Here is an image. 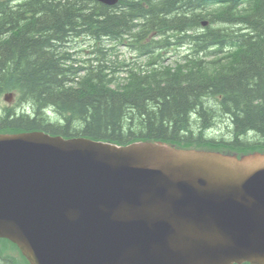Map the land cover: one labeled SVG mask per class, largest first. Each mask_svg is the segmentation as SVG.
Here are the masks:
<instances>
[{
  "label": "trees",
  "instance_id": "trees-1",
  "mask_svg": "<svg viewBox=\"0 0 264 264\" xmlns=\"http://www.w3.org/2000/svg\"><path fill=\"white\" fill-rule=\"evenodd\" d=\"M204 20L220 26L202 30ZM82 38L96 43L91 60L69 51ZM104 42L193 53L182 79L170 69L143 75L117 67ZM12 91L18 103L3 108L0 132L189 147L217 127L218 145L264 151V0H0V99ZM0 264L15 260L0 250Z\"/></svg>",
  "mask_w": 264,
  "mask_h": 264
},
{
  "label": "water",
  "instance_id": "water-1",
  "mask_svg": "<svg viewBox=\"0 0 264 264\" xmlns=\"http://www.w3.org/2000/svg\"><path fill=\"white\" fill-rule=\"evenodd\" d=\"M0 238L31 264H264V154L0 135Z\"/></svg>",
  "mask_w": 264,
  "mask_h": 264
},
{
  "label": "rangeland",
  "instance_id": "rangeland-1",
  "mask_svg": "<svg viewBox=\"0 0 264 264\" xmlns=\"http://www.w3.org/2000/svg\"><path fill=\"white\" fill-rule=\"evenodd\" d=\"M95 45H96L95 41H91L88 38H82L80 40L70 43L69 51L70 53H73L74 59H76L77 61H83V60L93 58L94 55L92 54V51L95 50ZM104 45L110 48L111 61L113 63H120V62H123L124 60L130 61L131 59L137 56L135 55V53L128 50L125 46H122L121 44L112 43V42H104ZM112 48H114V50H112ZM187 52L188 51L185 48H180V49H177L176 52L168 53L166 55L167 63L170 65L173 64L174 62L180 60L182 57L187 55ZM138 61H141L142 63H144L146 61V58H143V59L139 58ZM122 74L126 76L124 72L121 73V75ZM213 135H222V134H213ZM0 247L4 255H10L16 258V264H27L26 261L21 256V254L12 244L8 242H0Z\"/></svg>",
  "mask_w": 264,
  "mask_h": 264
},
{
  "label": "bare ground",
  "instance_id": "bare-ground-1",
  "mask_svg": "<svg viewBox=\"0 0 264 264\" xmlns=\"http://www.w3.org/2000/svg\"><path fill=\"white\" fill-rule=\"evenodd\" d=\"M90 1H92V2H97V3H100V2H98V1H95V0H90ZM210 26H212V27H214V28H218L220 25H218L217 23H211V22H209L208 20H204L203 22H202V26H201V29L203 30V29H206L207 27H210ZM200 29V30H201ZM90 40V39H89ZM180 48H184V47H180ZM180 48H176V49H180ZM70 49V48H69ZM91 59H93V58H91ZM91 59H89V60H91ZM206 60L207 61H211L212 60V56L211 57H207L206 58ZM88 62H90V61H88Z\"/></svg>",
  "mask_w": 264,
  "mask_h": 264
}]
</instances>
